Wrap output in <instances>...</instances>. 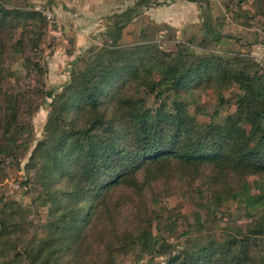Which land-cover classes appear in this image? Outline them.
Segmentation results:
<instances>
[{
  "label": "trees",
  "instance_id": "16d2710c",
  "mask_svg": "<svg viewBox=\"0 0 264 264\" xmlns=\"http://www.w3.org/2000/svg\"><path fill=\"white\" fill-rule=\"evenodd\" d=\"M35 17L34 12L0 3V29L4 22ZM119 40L95 51L61 93L48 94L53 111L29 166L36 171L44 205L51 201L52 211L46 236L27 241L23 252L15 253L19 262L90 264V237L100 233L101 211L111 192L122 185L136 186L142 171L157 177L172 164L192 173L210 168L205 182L217 200L232 193L235 198L244 195L247 172H264V74L256 73L262 85L250 92L253 72L236 61L196 55L188 48L166 53L151 45L121 46ZM20 45H14L16 51ZM4 49L0 41V60ZM235 83L245 96L223 123H217L218 111L209 122L201 121L205 113L183 100L197 89H212L222 99ZM145 94L154 97L152 106ZM12 96L0 81V100L6 101L5 136L14 142L16 132L26 127L18 123ZM12 223L2 221L0 233L16 230L17 225L10 228ZM254 225L247 233L226 235L223 242L177 251L158 239L150 241L149 232L137 233L133 240L119 239L117 250L129 254L141 244L150 254L164 255L163 264H264V253L259 252L264 224Z\"/></svg>",
  "mask_w": 264,
  "mask_h": 264
},
{
  "label": "rangeland",
  "instance_id": "374dc122",
  "mask_svg": "<svg viewBox=\"0 0 264 264\" xmlns=\"http://www.w3.org/2000/svg\"><path fill=\"white\" fill-rule=\"evenodd\" d=\"M0 3L9 9L37 14L28 21L4 22L0 29V41L7 47L0 60L3 71L0 81L13 95L18 123L26 127L16 132L14 142L5 136L6 101L2 98L0 231L2 221L10 224L14 221L10 228L15 225L17 228L0 233V264H28L15 260V253H22L25 243L33 237L46 236L45 225L52 211L51 201L44 205L36 171L29 166L36 145L45 139L53 111V98L48 94L61 93L73 76L85 69L95 51L105 44L111 45L116 37L121 39L123 32L107 24L119 22L121 16L117 13L108 16L104 0H0ZM148 3L158 12L169 11L173 15L170 25L155 27L151 30L155 36L141 33L139 39L119 45H151L166 53L188 48L196 55L233 60L241 69L253 72L250 92L260 89L262 84L255 75L264 74V0H149ZM39 7L52 10L62 25L61 32L37 10ZM191 7L199 8L198 18L191 17L194 16L188 9ZM177 9L182 16L187 12L193 20L189 24L180 20L179 24L175 19ZM164 30L167 37L161 39ZM18 41L23 44L19 52L14 47ZM144 96L150 106L155 103L153 96ZM242 96L245 90L235 83L222 93V99L212 89H197L183 100L190 103L191 109L205 113L199 118L201 121L209 122L218 111L217 123H223L236 112V102ZM201 172L182 171L172 164L161 176L152 177L142 171L136 176V186L122 185L111 192L106 208L101 211L100 233L90 237L93 246L88 256L90 264L165 263L164 255L150 254L141 244L129 254L118 252V240H133L137 233L149 232L150 241L158 239L177 251L210 241L223 242L230 233H247L255 223L264 224V172L249 170L245 194L235 198L232 193L221 200H217L205 182L204 175L211 174L210 168ZM235 188L242 192L239 183ZM261 251L264 253V237L259 243Z\"/></svg>",
  "mask_w": 264,
  "mask_h": 264
},
{
  "label": "crops",
  "instance_id": "0c3cea01",
  "mask_svg": "<svg viewBox=\"0 0 264 264\" xmlns=\"http://www.w3.org/2000/svg\"><path fill=\"white\" fill-rule=\"evenodd\" d=\"M138 1L137 0H104V4H105L104 8H106V14L108 16L114 15L116 13L120 14L118 16H121V20L119 19V22L107 23L108 25L113 24L111 25L114 26L113 30L114 29L118 30L120 27H124L122 30L123 36L119 40V43L126 42L131 39H139L141 33L148 34L150 37L155 36V32L154 31L151 32V30L159 26H163V27L168 26L169 22L171 21V18L173 17V15L169 14V11L158 12V10L154 9L153 6H149L150 5V3H148L149 0H143V3L136 4V2ZM188 9L191 10V12H193L194 14V16L191 17L194 18L196 16L198 18L200 14L198 7H191V9L190 8ZM160 13L162 14L159 15ZM185 14H186L185 16H182V13L179 12V9L176 10L175 19L178 21L179 24H181L180 20H182L184 23L186 22L188 23L189 21L193 20V19H189L190 16H187L188 15L187 12ZM188 24H186L185 26H190Z\"/></svg>",
  "mask_w": 264,
  "mask_h": 264
},
{
  "label": "built area",
  "instance_id": "2783aa9c",
  "mask_svg": "<svg viewBox=\"0 0 264 264\" xmlns=\"http://www.w3.org/2000/svg\"><path fill=\"white\" fill-rule=\"evenodd\" d=\"M38 11H40L43 16L47 19V21L54 27L58 28L59 31L61 32L62 31V25L61 23L56 19L55 15L53 14L52 10L51 9H48V8H41L39 7L37 9ZM167 30H164L160 33V37L161 39H166L167 37Z\"/></svg>",
  "mask_w": 264,
  "mask_h": 264
}]
</instances>
